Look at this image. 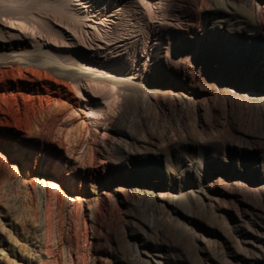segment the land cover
<instances>
[{
  "label": "rangeland",
  "instance_id": "obj_1",
  "mask_svg": "<svg viewBox=\"0 0 264 264\" xmlns=\"http://www.w3.org/2000/svg\"><path fill=\"white\" fill-rule=\"evenodd\" d=\"M12 1H0L4 14L19 8ZM156 3L149 4L148 26L131 38L135 52L144 39L151 43L148 64L137 76L118 74L133 83L81 79L103 87L100 95L113 87L122 98L104 137L85 133L91 123L70 79L31 64L0 75V93L7 94L6 106L0 96V264H230V251L262 264L240 233L260 237L254 244L264 254V202L247 196L264 186V110L249 124L242 116L245 93L262 95L254 102L264 106V87L243 70L264 55L256 40L258 31L264 35V0H167L164 9ZM123 37L86 42L101 44L107 56L116 49L133 55ZM247 158L258 161L250 166L258 183L245 176ZM132 170L166 183L133 178Z\"/></svg>",
  "mask_w": 264,
  "mask_h": 264
},
{
  "label": "bare ground",
  "instance_id": "obj_2",
  "mask_svg": "<svg viewBox=\"0 0 264 264\" xmlns=\"http://www.w3.org/2000/svg\"><path fill=\"white\" fill-rule=\"evenodd\" d=\"M8 1H12V0H8ZM13 1H15V0H13ZM17 1H19V3H20L19 8L15 9L14 7L10 6V5L13 6V4L9 5L12 8V10L8 9V13L10 12L12 14H4L6 9L4 10V8H2V5L0 7L1 8L0 12L4 11L2 14L0 13L1 14L0 15V75H4V76L9 75L10 73H13L16 69H19L22 66H26L27 64L28 65L31 64V65L37 66V68L38 67H41L42 69L44 68V70H47L48 72H50V74H52V76L66 77V78L70 79L71 86H72L74 92L80 98V106L83 109V111L85 112V114L88 118V121L91 123V127H90L91 129L88 127L85 130V133L87 132L88 134H92L93 137H95L97 135L99 137H104L105 134L107 133L106 131H107L108 127L113 126L114 122L117 120L118 110H120V107H121V106H119V104H120L122 98L120 100L119 95H118L119 93L117 94L113 87L105 95L101 94L102 95L101 96L99 91L101 92V89L103 87L101 88L100 85H98L101 88L98 90L97 85H95V83L93 81H92L93 83L89 82L90 83L89 85H83L81 83V81H82L81 79H82V77H85V75H89L90 76L89 78H92V79L97 78L96 80H98V78H101L104 80H110V81L117 83V84H125L127 82L133 83V80L132 81L128 80V78H133L134 76H137V70L139 69V67L140 66L144 67L146 64H148V61H149V58H148L149 53L148 52L151 49V43L147 42V40L144 39L143 47H142L141 51L135 52V50H136L135 46L137 45V43L134 42V40H131V38H133V36L136 32L139 33L140 30L144 28V26L145 27L148 26V25H145L146 24L145 17L146 16L148 17V16L153 14V13L151 14V9H150L151 7L149 5L150 2L151 1L152 2L157 1L158 2V4L156 3L157 7L164 9L163 6L165 5V1L167 2V0H143V2H142V0H17ZM247 1L251 3V0H247ZM2 2H0V3H2ZM5 3L3 2V4H5ZM68 4L71 6V8H69V9H67ZM6 5H8V3H6ZM258 5H257V7L259 8ZM3 6H5V5H3ZM6 7L8 8V6H6ZM13 10H16L15 11L16 13ZM49 10L56 11L55 13H57L58 16H56V17L48 16ZM155 10H157V9H155ZM12 11L15 13V15L13 14ZM104 11L106 13H108V15H105V16H107L105 19L101 18L102 12H104ZM121 12L126 13V16H128V17H126L127 19L124 18V15L120 14ZM162 14H163V12H162ZM133 15H134V17H133ZM262 15H263V13H262ZM148 19H150V18H148ZM150 20L154 21L152 18ZM13 25H15V27H13ZM155 30H156V28H155ZM258 30H259V28H258ZM257 33H256V40L258 42H260V44L262 43V48L264 49V35H263L262 31L259 32L258 35H257ZM84 35H85V37H84ZM135 35H137V34H135ZM89 36H91V40H90L91 42H93L92 39L94 41H99V40L103 39V40H105L104 42H107L108 44L114 42V40L118 36L119 37L124 36L123 37L124 38V46H125L124 49L127 50L126 49L127 45L128 46L129 45L134 46V51L131 50L133 55L131 53L130 54L129 53L123 54V52L121 50H117V49L115 52L112 51V49H111V51L113 52V53L112 52L110 53L111 56H107L106 54L105 55L101 54L102 53L101 52L102 48L100 47L101 44L99 46L98 44L86 42L87 41L86 39H88ZM86 37H88V38H86ZM140 41H141V39H140ZM132 46H130V47H132ZM103 49H104V47H103ZM263 53H264V50H263ZM75 56L77 58H75L74 60H77V62L75 61V63H77V64H76V66L71 67L72 65L71 66L69 65L68 60L72 57H75ZM71 60H73V59H70V61ZM84 60H85V62H84ZM104 63L108 64L109 65L108 69H112V70H107V69H102V68L99 69V65L104 64ZM85 67L88 68V70H85ZM124 70L125 71L131 70L130 73L133 77L119 76L118 75L119 72H123ZM243 70L251 72L250 78L252 79V81L254 82V84L257 87H261V86L264 87V84H262V81H264V55H262V52H261V54H258V56L256 57L254 66L249 67V66L245 65ZM88 73H90V74H88ZM13 76H15V74ZM87 84H88V82H87ZM98 84H101V83H98ZM101 85H103V84H101ZM109 87H110V85H109ZM106 89H108V88H106ZM125 91H128V90H125ZM102 92L104 93L105 89ZM121 94H123V93H121ZM0 96L4 97V98H2V101L6 106L5 98L7 97V94L5 92H1ZM244 96L246 99H245V104L242 108V116H243V121L245 123L249 124L251 116H252L254 111H261V109L264 110V106L254 102V100L260 99L263 97L259 93L252 92V91L245 93ZM149 102H150V100H149ZM129 104H131V103H129ZM154 104L155 103H153V105ZM155 107H156V110L158 111V109H160L162 106L156 102ZM121 110H123V109H121ZM0 111L6 112L4 107L1 104H0ZM135 112H137V111H135ZM140 114H141V112H140ZM8 123L10 124V122H8ZM118 123H119V121H118ZM130 124H132V123H130ZM139 125H140V123H139ZM146 126H148V125H146ZM153 127H154V125H153ZM172 128H174V127L172 126ZM152 130H154V129L152 128ZM117 134L119 136H122V135L130 136V137H132V139H134V135L130 131H126V129L125 130L118 129ZM139 135H140V133H139ZM137 137L140 138V136H137ZM143 137H144V134H143ZM143 137H141V139H143ZM158 138H160V137H158ZM95 139L93 138L94 141H96ZM145 140L147 141V138ZM101 141H102V139H101ZM170 141H172V140H170ZM170 141H169V143H170ZM142 142L143 141H141V143ZM181 143H183V142L181 141ZM160 146H161V144H160ZM160 146H158V147L161 148ZM127 147L125 149H127ZM170 147H172V146H170ZM187 147H188V145H187ZM80 148H81V145H80ZM145 148H146V146H145ZM250 148H251V146H250ZM156 149H157V147H156ZM78 150H79V148H78ZM119 150H120V148H119ZM159 150L157 152H159ZM160 152H163V151H160ZM170 152H172V151H170ZM147 153H148V151H147ZM154 155H155V153H154ZM118 157H120V156H118ZM132 159H134V162L136 164H138L139 166L141 165L142 162H141V160L138 159V157L136 155H133ZM0 160H1V158H0ZM188 160H190V159H188ZM119 163H121L124 166L123 161H120ZM256 163H258V161H256L255 159H248V158L246 159V161L244 163L246 166L245 176L247 178L254 180V183H258L261 180V179H259V177H257L258 175L257 176L252 175V170H251L250 166L255 165ZM157 164L158 163L155 162L156 166H157ZM128 175L133 177V178H138V179H152L153 182H157V183H160L163 185H165V183H166L165 181L162 180L163 178L160 175L156 174L155 176L149 177V176H147L146 172H140V170H132L131 172L128 173ZM255 191L256 192L249 190L247 192V196L252 198L255 195H257L259 200L264 202V186H257V189ZM162 204H163V202H162ZM243 206L245 208L249 207V202H247L246 200L243 201ZM49 217H50V215L48 216V218ZM188 218H190V217H188ZM47 220L49 221L50 219H47ZM48 221H46L47 225L48 224L52 225V223H50ZM51 221H52V219H51ZM251 221H253V220H251ZM240 234L242 235V238H244L246 245L250 249L256 250L258 252V255L254 258V260L255 261H261L263 264L264 254L261 253V249L259 248V246L257 247L254 244L256 240L262 241V239L260 237L254 236L247 229L242 230ZM170 241H172V240H170ZM167 242H169V241H167ZM159 243H160V241H159ZM193 248H195V247H193ZM194 250H196V249H194ZM170 253H172V252H170ZM229 253H230V259H231L230 264H250L248 258L241 257L235 253H232L231 251ZM155 254H156V252H155ZM160 255L162 256V254H160ZM173 255H174V253H173ZM195 255L197 256V253ZM222 256L224 257V256H226V254L222 255ZM180 258H182V257H180ZM199 258H201V257H199ZM206 261H209V259L206 258ZM159 263H160V261H159Z\"/></svg>",
  "mask_w": 264,
  "mask_h": 264
},
{
  "label": "snow or ice",
  "instance_id": "obj_3",
  "mask_svg": "<svg viewBox=\"0 0 264 264\" xmlns=\"http://www.w3.org/2000/svg\"><path fill=\"white\" fill-rule=\"evenodd\" d=\"M142 2H143V0H142ZM13 27H15V25H13Z\"/></svg>",
  "mask_w": 264,
  "mask_h": 264
}]
</instances>
